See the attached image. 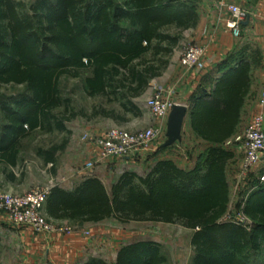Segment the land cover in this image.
<instances>
[{
	"label": "trees",
	"instance_id": "trees-1",
	"mask_svg": "<svg viewBox=\"0 0 264 264\" xmlns=\"http://www.w3.org/2000/svg\"><path fill=\"white\" fill-rule=\"evenodd\" d=\"M195 22L183 0H35L28 8L0 0V86L25 89L0 101V165H17L20 141L32 131H65L63 122L75 114L61 93L63 76H84L88 96L119 99L124 111L138 114L133 98L160 75L164 57L178 43L166 29L185 30ZM249 84V67L234 70L216 81L212 105L191 111L192 130L210 144L192 168L160 159L144 175L123 172L110 190L95 176L70 191L55 185L46 197V215L71 222L180 223L193 232L191 264H264V182L258 181L242 203L244 224L225 219L226 166L234 153L224 143L235 133ZM66 144L64 139L39 153L54 165ZM164 261L158 243L140 240L121 247L114 264ZM82 264L108 263L91 258Z\"/></svg>",
	"mask_w": 264,
	"mask_h": 264
},
{
	"label": "rangeland",
	"instance_id": "rangeland-1",
	"mask_svg": "<svg viewBox=\"0 0 264 264\" xmlns=\"http://www.w3.org/2000/svg\"><path fill=\"white\" fill-rule=\"evenodd\" d=\"M17 1L23 2L28 8L35 0ZM186 1L191 5V0ZM166 32L177 36L178 43L171 54L164 57L167 64L161 75L154 79L150 88L134 99L138 110L137 115L134 116L131 112H125L119 99L88 96L84 91V76L81 78L63 76L60 81L61 93L64 98L70 100V107L75 116L63 122L65 126L63 132L34 130L22 138L19 144L17 165L15 167L0 165V191L22 196L35 189H50L55 185L60 187L71 185L75 181L69 176L72 172L71 168L76 167V170L86 171L84 163L92 159L82 155L77 149L84 132L99 134L116 127L136 133L151 127L159 128L160 125L163 127V119L154 118L146 108L145 101L159 94L165 100L183 103L184 85H179V93L176 91L177 93L173 92L170 96L167 93V88L176 77L173 72L177 68L174 66L180 61L182 63L185 49L191 44L202 47L205 51L203 45L191 41V30L189 29L179 30L168 27ZM206 64L208 63L206 62ZM24 91L23 85H1L0 101L21 96L25 93ZM103 111H113L114 114L105 115ZM258 111L259 109H256L254 115ZM56 113L61 114L62 110L58 109ZM3 122V115L0 110V125ZM188 126L187 117L184 121L181 141L173 146L163 150L159 149L166 139L163 128L154 138L151 151L133 158L108 160L110 170L108 169L109 172L107 173H98L99 179L107 190H110L111 185L123 172L131 171L138 175H144L157 160L163 158L173 160L180 168L190 169L191 165H194L202 155L200 153L198 155L201 150H199V143L191 137ZM64 139H67V144L63 149L56 152L54 165L46 163L39 150H46L53 144H60ZM77 153L78 155H75ZM102 162H95L94 168L102 165ZM257 168L247 170L244 167V156L242 155L239 156L238 160L230 163L227 173L230 186V205L225 219L245 223V217L241 212L242 203L252 188L258 184L260 168ZM9 174L14 177L11 185L4 183L9 180ZM43 216L48 229L41 233L29 225L15 226L6 219V215L0 213V264H82L91 258H99L108 264H114L117 252L121 247L140 240L158 243L159 252L165 258L162 264H191L192 261L193 247L190 241L193 232L180 223L136 220L119 222L114 218L97 223L56 221L46 215L44 207ZM24 227L31 228L37 234L48 236L76 233V236L81 238L82 243H77L75 249H70L65 255L59 256V261H55L46 250L31 254L25 249V246L21 244L20 237L15 232L17 228Z\"/></svg>",
	"mask_w": 264,
	"mask_h": 264
},
{
	"label": "crops",
	"instance_id": "crops-1",
	"mask_svg": "<svg viewBox=\"0 0 264 264\" xmlns=\"http://www.w3.org/2000/svg\"><path fill=\"white\" fill-rule=\"evenodd\" d=\"M183 1L190 5L188 1ZM228 4H233L249 11V15L245 20L247 23H241V34L238 37L233 36L222 21L223 18L229 16V13L225 8V5ZM191 9L195 15L196 21L193 26L188 28L191 30V41L204 46L205 61L208 64H206V70L199 72L198 70L187 68L181 63V61L178 62L174 66V68L177 69L173 72L174 75L176 74V77L174 78V82L170 83L167 88V93L169 96L172 95L173 92L179 93V85H184V101L183 103L177 104L185 105L188 108L187 117L189 132L191 133V137L199 143V150H201L198 152V155L199 153L200 155H203L208 147H210V144L204 141L192 130L190 114L195 108L212 105V90L217 80L230 78L231 75H233L234 70L249 67V89L241 108L239 123L236 127L235 133L229 140H234L236 137L244 134L254 112L256 109H259L261 89L264 84V0H191ZM127 23L128 21L124 20V24ZM159 76L154 77L149 81L144 92L152 86L154 79ZM136 98H133V100ZM125 112L130 113V111ZM131 114L134 116L137 115L132 112ZM166 122L167 118L163 119L164 126H158L160 130L164 128V131H166ZM100 134L104 133H99L98 135ZM227 142L228 141L224 143V147L232 151L234 157L227 163L226 175L230 163L238 160L240 155L244 156V152L240 146L236 144L229 146L227 145ZM77 149L82 155H86L89 158H96L97 156L96 150L92 146L84 144L81 141V138L80 143L77 145ZM159 149L163 150L160 147ZM194 153H196L195 150ZM75 155H78V153ZM108 162L109 161H103L102 165L93 169L91 173L92 175L90 176L99 178L98 173L109 172L110 168H108ZM192 167L193 165H191V168ZM75 170L76 167L71 168L72 172H70L69 175L75 179V181L71 183V185L61 187L62 189L67 191L72 190L79 182L90 174L86 171ZM2 181L4 182L3 178ZM7 181L4 183L11 185L12 181H14V177L9 178ZM56 221L71 222L68 220ZM15 232L16 235L20 237L21 244L25 246V249L30 251L31 254L46 250L50 256H53L55 261H59V256L65 255L70 249H75L74 247L77 246V243H82L81 238H78L76 233L73 234L71 232L68 233V235L63 236L58 234L48 236L46 234H37L28 227L21 229L17 228Z\"/></svg>",
	"mask_w": 264,
	"mask_h": 264
},
{
	"label": "built area",
	"instance_id": "built-area-1",
	"mask_svg": "<svg viewBox=\"0 0 264 264\" xmlns=\"http://www.w3.org/2000/svg\"><path fill=\"white\" fill-rule=\"evenodd\" d=\"M229 16L223 18L226 28L235 37L241 34V23L249 15L247 9L228 4L225 5ZM182 63L188 67L203 72L206 70L205 51L202 47L192 45L185 49ZM177 104L165 100L159 94L145 101V106L156 119H166L172 106ZM160 129L151 127L140 132L132 133L120 128H111L104 134L84 132L81 141L96 150V158L84 163L86 172L92 175L97 161H108L119 158H133L151 151L154 138ZM238 145L244 152V167L253 170L259 167L258 181L264 182V84L261 89L259 111L252 117L243 136L228 140L227 145ZM49 188L35 189L22 196L0 191V213L15 226H32L41 233L46 232L48 225L43 216V207ZM245 221V219H244ZM243 222V221H242Z\"/></svg>",
	"mask_w": 264,
	"mask_h": 264
},
{
	"label": "water",
	"instance_id": "water-1",
	"mask_svg": "<svg viewBox=\"0 0 264 264\" xmlns=\"http://www.w3.org/2000/svg\"><path fill=\"white\" fill-rule=\"evenodd\" d=\"M247 23V21L242 22ZM188 108L185 105L174 104L167 116L165 141L160 145L161 149L173 146L181 141V135Z\"/></svg>",
	"mask_w": 264,
	"mask_h": 264
}]
</instances>
